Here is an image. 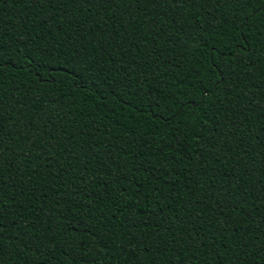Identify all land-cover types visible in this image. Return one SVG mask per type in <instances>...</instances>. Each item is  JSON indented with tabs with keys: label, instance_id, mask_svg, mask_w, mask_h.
Instances as JSON below:
<instances>
[{
	"label": "trees",
	"instance_id": "obj_1",
	"mask_svg": "<svg viewBox=\"0 0 264 264\" xmlns=\"http://www.w3.org/2000/svg\"><path fill=\"white\" fill-rule=\"evenodd\" d=\"M0 264H264V0H0Z\"/></svg>",
	"mask_w": 264,
	"mask_h": 264
}]
</instances>
